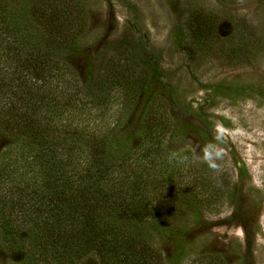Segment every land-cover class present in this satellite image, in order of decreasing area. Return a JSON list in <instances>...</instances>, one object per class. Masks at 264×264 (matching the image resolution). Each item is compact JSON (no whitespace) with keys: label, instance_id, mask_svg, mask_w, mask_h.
I'll list each match as a JSON object with an SVG mask.
<instances>
[{"label":"trees","instance_id":"obj_1","mask_svg":"<svg viewBox=\"0 0 264 264\" xmlns=\"http://www.w3.org/2000/svg\"><path fill=\"white\" fill-rule=\"evenodd\" d=\"M183 22L197 47L221 23L201 10ZM88 26L81 0H0V138L8 140L0 149V264H229L226 254L190 257L188 231L169 223L180 208L199 220L219 195L168 151L173 125L159 103L143 99L137 125L117 136L112 102L137 87V76L112 80L91 68L87 85L79 81L71 62ZM230 26L240 56L253 26ZM143 66L146 97L159 70L147 58ZM179 124L180 134L208 139L201 127Z\"/></svg>","mask_w":264,"mask_h":264},{"label":"rangeland","instance_id":"obj_2","mask_svg":"<svg viewBox=\"0 0 264 264\" xmlns=\"http://www.w3.org/2000/svg\"><path fill=\"white\" fill-rule=\"evenodd\" d=\"M81 2L89 26L79 41L81 55L71 62L79 81L87 85L91 68L112 80L131 74L139 80L123 99L112 102L120 111L113 119L119 117L122 124L117 136L137 125L143 99L157 101L173 125L165 140L168 151L186 157L210 192L218 186L219 200L203 205L199 220L180 208L169 221L188 231L190 257L220 253L229 264H264V0ZM198 10L221 22L213 41L200 47L191 42L183 22ZM237 20L252 25L254 33L240 56L231 52L230 21ZM146 58L156 63L159 76L144 97ZM90 87L94 95H105ZM180 120L201 127L208 139L180 134ZM7 141L0 138V149ZM170 248L162 246L166 255Z\"/></svg>","mask_w":264,"mask_h":264},{"label":"clouds","instance_id":"obj_3","mask_svg":"<svg viewBox=\"0 0 264 264\" xmlns=\"http://www.w3.org/2000/svg\"><path fill=\"white\" fill-rule=\"evenodd\" d=\"M207 155V154H206ZM215 165H213V167H214Z\"/></svg>","mask_w":264,"mask_h":264}]
</instances>
